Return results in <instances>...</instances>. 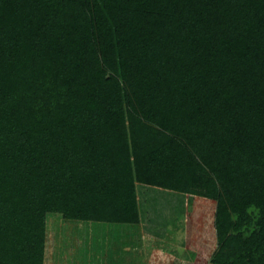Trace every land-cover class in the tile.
<instances>
[{"label":"trees","instance_id":"obj_1","mask_svg":"<svg viewBox=\"0 0 264 264\" xmlns=\"http://www.w3.org/2000/svg\"><path fill=\"white\" fill-rule=\"evenodd\" d=\"M141 187L215 205L210 264H264V0H0V264L152 231Z\"/></svg>","mask_w":264,"mask_h":264},{"label":"rangeland","instance_id":"obj_2","mask_svg":"<svg viewBox=\"0 0 264 264\" xmlns=\"http://www.w3.org/2000/svg\"><path fill=\"white\" fill-rule=\"evenodd\" d=\"M157 191L159 193L144 187L139 189L144 201L146 228L153 232L151 236L146 235L145 252L141 251L140 228L107 224L87 225V228L84 223L70 221L64 223L65 228L63 223H56L51 235L48 264H86L85 259L88 264H184L181 260L209 264L216 245L215 205L191 196ZM83 232H89L87 246L82 240ZM122 232L130 234L126 238ZM128 241L131 242L130 249ZM54 243L56 248H53ZM153 248L161 250L155 253V257H151Z\"/></svg>","mask_w":264,"mask_h":264},{"label":"crops","instance_id":"obj_3","mask_svg":"<svg viewBox=\"0 0 264 264\" xmlns=\"http://www.w3.org/2000/svg\"><path fill=\"white\" fill-rule=\"evenodd\" d=\"M154 196H155V194H154ZM156 197V196H155ZM154 197V199H156ZM123 233V235H125V237L127 238L128 237V235L130 234L129 232H122ZM140 233V232H139ZM146 235H148V236H151V235H153V232H147L146 230H143V232H141V234H140V238H141V240L140 241H142V243H141V245L140 246H142V248H141V251H146V245H147V242L148 241H145L146 240ZM88 237H89V232H83L82 233V240L85 242V246H87V241H88ZM148 239H150V238H148ZM127 240V239H126ZM214 240H216V238L214 237ZM216 243V242H215ZM128 244L129 245H127V247H129V249H130V246H131V242L130 241H128ZM138 245V244H137ZM55 246V247H54ZM56 246H57V244H53V248H56ZM157 251H161L160 249H157V248H153V249H151V257L152 256H154L155 257V253L157 252ZM125 252H128V251H125ZM86 254H87V251L84 253V256L86 257ZM109 262H110V259H109ZM181 262L182 263H184V264H193V262H190V261H187V260H181ZM53 263V262H52ZM85 263L86 264H88V262L86 261V259H85ZM49 264H51V262H49ZM54 264V263H53Z\"/></svg>","mask_w":264,"mask_h":264},{"label":"built area","instance_id":"obj_4","mask_svg":"<svg viewBox=\"0 0 264 264\" xmlns=\"http://www.w3.org/2000/svg\"><path fill=\"white\" fill-rule=\"evenodd\" d=\"M210 264V263H209Z\"/></svg>","mask_w":264,"mask_h":264}]
</instances>
